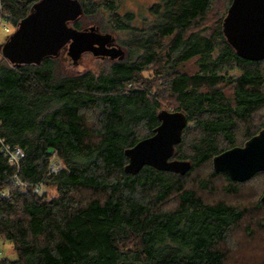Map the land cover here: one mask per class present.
<instances>
[{"label": "trees", "instance_id": "trees-1", "mask_svg": "<svg viewBox=\"0 0 264 264\" xmlns=\"http://www.w3.org/2000/svg\"><path fill=\"white\" fill-rule=\"evenodd\" d=\"M36 1L0 0L2 19L16 26ZM79 1L70 25L103 12L126 34L122 58L63 76L56 56L19 66L0 57V238L16 254L0 264H227L249 209L202 193L222 176L235 195L264 173L237 182L211 168L264 127V59L238 56L223 33L232 0H158L141 27L112 0ZM161 109L186 116L171 158L190 169L125 173L124 150L153 133ZM3 145L22 150L17 164ZM263 206L259 196L254 209Z\"/></svg>", "mask_w": 264, "mask_h": 264}, {"label": "water", "instance_id": "water-1", "mask_svg": "<svg viewBox=\"0 0 264 264\" xmlns=\"http://www.w3.org/2000/svg\"><path fill=\"white\" fill-rule=\"evenodd\" d=\"M82 12L79 0L34 2L1 44L2 57L14 66L39 64L43 58L57 56L65 48L75 64L83 53L100 58H122L124 51L120 47L107 45L113 41L110 33L99 32L96 25L82 29L70 25ZM223 33L238 56L252 61L264 59V0H232L223 22ZM157 118L159 124L150 136L124 150L127 157L125 173L135 174L145 165L181 175L190 169L188 160L171 158L187 124L185 114L161 109ZM211 163L213 171L222 172L237 182H244L264 171V127L246 139L243 145L213 156ZM260 201L264 202V191Z\"/></svg>", "mask_w": 264, "mask_h": 264}, {"label": "rangeland", "instance_id": "rangeland-1", "mask_svg": "<svg viewBox=\"0 0 264 264\" xmlns=\"http://www.w3.org/2000/svg\"><path fill=\"white\" fill-rule=\"evenodd\" d=\"M95 1L102 2L111 0ZM112 1H114V3L118 6L119 13L123 14L126 11L132 12L134 16L132 25L141 27L144 22L143 19L146 20L151 17L148 7L158 0ZM224 2L225 0L219 5L223 7ZM106 18L107 16L103 12L96 13L93 16L82 17L80 18L81 27L85 28L90 25H96L103 31L113 34L117 43L121 42L123 38H126V34L123 35L120 31H114L111 25L107 22ZM5 28H8V31H5ZM14 29L15 26L12 23L6 21L0 22V44H2L8 38ZM0 57H2L1 52ZM55 63V73L57 75L64 76L76 74L85 70H91L94 73H100L101 71L105 70L111 62L105 58L95 57L90 53H83L78 62L75 64L67 56L66 49H63V51H60L57 54ZM184 68H187L189 71L194 70L192 63L186 64ZM259 115L264 119V111ZM243 143L241 145H243ZM208 170L209 168L206 166L203 169V173L206 174ZM225 183L226 181L222 176L213 178V185L216 189L210 194L202 193V196H209V198L213 200L222 199L228 203H239L240 205L247 206L249 209L248 217H245L240 222L239 226L235 228V231H233V234L229 239L226 263L261 264L264 261V226H259V223L264 220V206L261 209L255 210L254 204L264 190V173L259 174L243 183L239 187L238 193L235 195H225L221 188ZM50 191L53 192L52 190ZM0 256H7L10 259L16 258L11 241L0 238Z\"/></svg>", "mask_w": 264, "mask_h": 264}, {"label": "built area", "instance_id": "built-area-1", "mask_svg": "<svg viewBox=\"0 0 264 264\" xmlns=\"http://www.w3.org/2000/svg\"><path fill=\"white\" fill-rule=\"evenodd\" d=\"M2 21H4V20L2 19V16L0 14V22H2ZM5 31H8V28H5ZM1 150H2V152H4L5 155H7L8 162L12 165L17 164L18 159L23 155L22 150L18 147L10 148L7 145H3ZM50 168L52 169V171H55L54 164H51ZM35 191L40 192L39 189H36Z\"/></svg>", "mask_w": 264, "mask_h": 264}, {"label": "flooded vegetation", "instance_id": "flooded-vegetation-1", "mask_svg": "<svg viewBox=\"0 0 264 264\" xmlns=\"http://www.w3.org/2000/svg\"><path fill=\"white\" fill-rule=\"evenodd\" d=\"M98 31L99 32H102V33H104L105 31H103V30H101L99 27H98ZM108 33H110V32H108ZM111 34V33H110ZM112 36H113V41H111V42H109L107 45L108 46H110V47H120V44L119 43H117V41H116V39H115V36L113 35V34H111ZM105 59H108V60H110L109 58H107V57H104Z\"/></svg>", "mask_w": 264, "mask_h": 264}]
</instances>
